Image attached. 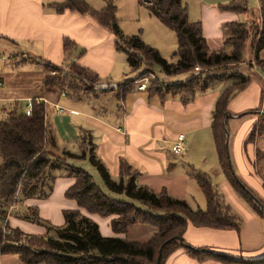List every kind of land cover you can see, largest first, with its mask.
I'll return each mask as SVG.
<instances>
[{"label":"trees","instance_id":"trees-1","mask_svg":"<svg viewBox=\"0 0 264 264\" xmlns=\"http://www.w3.org/2000/svg\"><path fill=\"white\" fill-rule=\"evenodd\" d=\"M258 1L259 22L252 25L241 21L224 24L223 30L227 32L224 47L211 50L203 35L201 21L190 20L189 8L182 0H151L152 5H149V8L177 36L179 45L173 54L174 59L178 58L176 61L164 59L158 50L141 41L139 37L129 38L125 40V45H122L123 37L116 24L117 7L111 0H107L106 7L102 10L93 8L85 0H64L61 3H53V6L58 14L64 13L65 10L78 12L92 17L107 28L116 37V48L125 50L132 70H139L142 64L149 67L140 73L138 78L118 85L115 90L118 101L133 92L135 81L145 74H150L155 67L167 77H173L193 73L199 65L206 69L207 73H194L190 79L175 83L166 84L158 79H149L147 83L146 92L149 97L157 96L162 101L179 98L183 103H189L195 101L198 95L213 90L215 85L224 79V75L209 73L213 69L245 62L249 39H253L257 67L264 66V58L261 56L264 51V0ZM139 4L143 2L140 0ZM219 9L243 14L249 11V5L245 0H231ZM256 39L258 41L254 44ZM63 51L65 58L62 65L45 59H34L48 70L41 81L46 94L53 98L65 93L70 98L90 99L103 93L104 91L95 88L103 79L96 72L76 62L86 50L80 48L72 39L64 37ZM65 66L71 67L68 77L63 75ZM250 69L256 71L253 65H250ZM52 71L55 74H52ZM232 76L241 80L234 82L217 96L213 110L212 129L218 162L223 174L236 191L249 205H253L252 208L259 215H264V208L247 189L263 204L264 200L235 173L229 144H226L227 123L233 119L228 118V115H233L229 111V103L249 86L255 75L244 76L236 73ZM50 106L44 102L37 103V99H33L31 116L15 107L4 111L5 116L0 120V257L15 255L23 264H157L161 251L160 264H165L174 252L184 249L189 257L199 262L219 260L223 264H264V259L242 261L220 257L203 252V248H196L185 241L184 234L189 225L235 230L237 233L243 225L242 218L225 201L208 173L192 172L197 185L206 196V209H194L187 200L173 196L166 186L155 191L147 185H142V174L125 160L120 162L121 180L113 179L95 153V146L88 132L79 137L77 144L82 150L89 147L92 151H81L79 155L66 151L63 159L54 158L48 152V148L53 149L57 145L54 128L47 124ZM257 113L259 112L247 111L237 114L235 118L241 119ZM263 138L264 113L253 127L245 145ZM74 156L85 159L88 157L106 188L114 193L124 194L126 200L112 197L101 188L91 173L71 164L69 159ZM256 162L264 187V150L257 149ZM56 170H63L64 173L60 176L52 174V171ZM59 177L74 180L66 190L65 197L74 200L78 209L63 211L65 223L49 228L54 230L55 235L50 232L29 234L20 228L11 227L8 218L9 206L24 203L29 199L48 200ZM89 215L111 218L109 225L116 236H104L97 221ZM21 217L28 221L40 222L37 209H32ZM7 218L5 225L4 220ZM136 224L151 226L156 231L145 242L131 240L129 233ZM120 235L125 237H118Z\"/></svg>","mask_w":264,"mask_h":264},{"label":"crops","instance_id":"crops-1","mask_svg":"<svg viewBox=\"0 0 264 264\" xmlns=\"http://www.w3.org/2000/svg\"><path fill=\"white\" fill-rule=\"evenodd\" d=\"M63 1L0 0V37H2L0 38V120L5 116L1 105L4 102L23 100L28 102L30 99L42 98L51 105L49 111H53L56 104H64L69 109V113L60 105L63 111L55 109L51 118L52 123L49 121V112L47 115V122L54 128L59 141L54 151L50 152L52 155L61 156L70 148L65 145L66 143H76L79 137L84 136V132H88L95 146V153L105 164L113 179L121 180L119 167L121 160H125L142 174L140 180L142 185H147L155 191L166 186L173 196L185 199L189 203H191L190 198L193 199L189 190L193 171L205 173L212 171L213 175L208 173L212 178L222 176L223 180L216 186L225 201L244 220L240 232L189 225L184 234L185 241L196 248L210 249L235 259L245 261L264 259V215H259L250 207L219 166L212 129L213 110L217 96L222 92L219 88L198 95L193 102L183 103L179 98H168L162 101L157 96L149 97L146 90H138L135 85L133 92L118 101V107L122 108L121 112L111 109L106 112L102 93L90 99H75L62 95L53 98L47 95L41 82L45 76L44 72L38 83L35 81V85L38 84L37 91L32 88L31 93L23 96L15 95L10 90L4 91L5 74L15 75V70H20L25 65L26 62L22 60L27 59L26 56L45 59L57 65L64 64V37L72 39L80 48L86 50L76 62L96 72L103 79L102 84L119 85L113 81L112 77L119 58L115 35L88 15L70 10L58 14L53 3ZM85 1L90 6L98 5L97 10L104 9L107 2L105 0L103 5V0ZM111 1L120 5L118 0ZM230 1L202 0L199 4V15L195 18L191 15L190 4L192 3L188 1L190 19L201 21L203 35L211 50L224 47L222 27L224 24L241 21V15L238 13L218 10L221 5ZM128 2L131 6L133 4L137 6V0H128ZM258 15L260 17V13ZM33 60L31 58L27 62ZM256 71L260 77H254L249 86L232 99L229 103V111L234 116L253 110L259 112L241 119L235 116L230 120L240 124V133L236 139V158L241 171L239 176L249 187L255 188L261 195L259 197L264 200L263 181L258 174L259 168L256 162L257 149L264 150V138L245 145L253 127L264 113V78L259 70L256 69ZM194 73H185L179 78L178 76L171 78L176 80L177 77L179 79L177 82L185 81ZM100 91L105 93L115 90ZM106 113L110 114L108 120L103 119L107 117ZM179 134L185 136L186 150L183 156L176 155L172 151V145ZM70 152L78 154L80 151ZM85 162H89L88 164L97 171L88 157ZM73 183L74 180L71 178H59L48 200L29 199L18 204L9 219L10 226L20 228L29 234L44 233L45 229L42 226L23 221L24 219L17 216L18 214L26 215L32 209H37L40 218L51 220L55 225H62L63 211L78 209L74 200L65 197L66 190ZM196 188L193 185V189L199 192ZM90 217L99 223L104 236H116L109 226L111 218H101L97 215ZM145 230L150 229L145 228ZM0 264L23 263L17 256L8 254L0 257ZM165 264L223 263L219 260L199 262L189 257L184 249H178Z\"/></svg>","mask_w":264,"mask_h":264},{"label":"rangeland","instance_id":"rangeland-1","mask_svg":"<svg viewBox=\"0 0 264 264\" xmlns=\"http://www.w3.org/2000/svg\"><path fill=\"white\" fill-rule=\"evenodd\" d=\"M141 1L143 2V4H139L140 0H137V6L135 4H133V6H131L129 4L128 0H118L120 5H116V3L113 1L115 3L114 5L117 7L116 24H117V28H118L121 36L123 37V40H121L122 45H125V40H128L129 38L139 37L141 41H143L144 43H146L150 47L158 50L160 55L164 59H166L168 61H176L178 58L174 59L173 54L178 49L179 41L177 39L175 32L173 30H171L170 28H168L167 26H165L158 19V17L155 15V13L149 8L150 4H145L144 0H141ZM188 1H190L192 3V4H190L191 15L193 16V18H195L199 15V8H200L199 4L202 3V0H182V2L184 4H186L189 8V2ZM246 1L249 4V11L246 13H243V14H239V15H241V22H246L248 25H252L254 22H259V15H258L259 4H258V0H246ZM102 3H103V5H105V0H103ZM96 4H97V2H96ZM106 4H107V2H106ZM97 6L98 5H94L92 7L97 9L98 8ZM98 10H100V9H98ZM218 10L223 12V10H220V9H218ZM223 33H224V41H225V37L227 35V32L225 30H223ZM252 40L253 39H249L247 41V42H249V41L250 42L248 43V47L246 48V51H245V62L244 63L227 64V65H224L222 67L220 66L217 69H213L211 72H209L211 74L216 73L217 75H224L223 76L224 79L220 80L215 85L214 88H219L221 91H223L225 88L232 85L234 82L240 81L241 78H237V77L232 76L233 74H236V73L242 74L244 76H250V75L252 76V74L255 75V77L258 76V73L256 71H251V69H250V65H253L254 69L263 67V66L257 67L256 61L254 59V45H252ZM257 41H258L257 39L254 40V44H256ZM263 54H264V51H263ZM263 54L261 55L262 57H263ZM126 55L127 54H126L124 49H119V58L117 60L116 67L114 69L115 71L112 75V77L114 79L113 81L116 82L117 84L118 83L121 84V83L128 81V80H134V79L138 78V75L140 73H142L144 70L149 68L146 64H142V66L139 70H135V71L132 70L130 68V66L128 65ZM25 58H27V59L22 60V62H26L25 65L22 66V68L20 70H18V69L15 70V72H16L15 75L7 76L8 73L5 74V76L3 78L4 91L10 90V91L14 92L15 95L23 96V95L28 94L32 88H34L35 91L38 90V88H37L38 84L35 85V81L38 83L42 72H44L46 74L48 72V70L44 65L41 66V65H39L40 63L38 64V62H36L34 60L27 62L28 59H30V60H31V58L35 59L34 57L26 56ZM201 68L203 69V72L207 73L206 69H204L203 67H201ZM65 70H67V72H68V74H67V77H68L69 74L71 73V67L66 66V69L64 68V71ZM151 71L152 72L150 74H145L143 76L145 78L151 79L152 81L158 79V80H160L166 84L177 82L179 80L178 78L181 77V75H179L178 78L176 77V80H174L171 77H167L166 75H164L161 72V70L158 67H155ZM51 73L55 74V72H53V71ZM143 76L141 79H138V80H143L144 79ZM259 77L260 76H258V78ZM43 78H44V76H43ZM101 84L102 83L96 84L95 88L97 85H101ZM112 84H114V83H112ZM117 88H111V86H109L108 89H106V90H109V89L117 90ZM97 90H105V89H97ZM115 92L116 91H108V92L101 94L102 98H103L102 102H103V104H105V107L107 108L106 112H108L109 109H111L112 111L114 110L115 112H121L122 111V108L120 109V107H118L119 103H118V100L116 99ZM65 96H66V94H65ZM95 98H97V97H95ZM27 103H28L27 100L26 101L23 100V101H19V102H16V101L4 102L1 105L4 109V111H9V110L17 107L18 110L20 112H22V111L27 110ZM53 103H57V102H53ZM60 105L64 108V110H67V112L69 113V109L64 104H60ZM62 107H55V105H54V108L57 111H59L60 109L63 110ZM55 109L53 111H49L50 123H52L51 118H52L53 113H55ZM253 111H257V110H253ZM106 115H107V117H103L104 120H108V116H110V114H108V113H106ZM235 116H237V115H235ZM48 123L49 122H47V124ZM239 129H240V124H237L236 122H234V120H229V122L227 123V131L229 133V141H228L229 152L231 155L233 168H234L235 173L237 175H239L241 172L239 165H238V160L236 158V154H237L236 139L239 135L238 133H240ZM78 140H79V138H78ZM78 140L76 143H68V144L66 143L65 145H68L70 147V148H68L67 151H69V152L70 151H80L76 155H79L81 153V151H92L89 147H86L84 150H82L77 144ZM57 143H59L58 139H57ZM55 148H53V149L48 148V152L50 153L51 151H54ZM50 155L53 156L54 158L55 157L56 158L62 157V159L64 158V153H62L61 156H54L51 153H50ZM69 162L73 165H76L77 167L83 168L85 170L87 169V171L89 173H91L93 178H95L96 180H99V181H97V183L101 186V188L104 189L107 193H109L112 197L117 198V199L126 200L125 199L126 196L124 194H117V193H114L111 190L106 188V186L104 185L102 178H101L100 174L98 173V171L94 170L90 166V164H88L89 162L86 163L85 158L74 156V157H71L69 159ZM63 170H64V168H63ZM63 170L52 171V174L60 176L61 174L64 173ZM208 173L210 175L214 174V172H212V171H209ZM59 178H65V177H59ZM59 178H57V179H59ZM190 179H191L190 181L192 182V184H190L189 190L192 194L191 197H193V199L190 198L191 206L194 209H199V208L206 209V196L204 195V193L201 191V189L197 185L195 179L194 178H190ZM213 179H214V184L218 185L223 180V177L222 176H220L219 178L213 177ZM193 185H194V187H197L196 189H198L199 192H197L193 189ZM162 187H161V189H162ZM250 188L255 192V194H257L258 196L261 197V195L259 194V192L255 188H253V187H250ZM161 189H159V190H161ZM217 189L219 191V188H217ZM159 190H156V191H159ZM198 204H200V205H198ZM252 206L253 205H250V207H252ZM21 216H23V215H19L20 218H22ZM38 216H39V214H38ZM89 216H92V215H89ZM19 217H18V219H20ZM63 218H64V216H63ZM23 221H26V222L34 224V225L42 226L45 229V232L42 234H46L47 232H50V234L55 235L54 230L49 229V228L51 226H54V227L62 226L65 223V218H64V223L62 225H55L52 223L51 220H46L43 218H40V222L28 221L25 219ZM243 224H244V220H243ZM145 228L150 229V230H145ZM100 229H101V227H100ZM155 231H156L155 228H153L151 226H143L140 224H136L130 230L129 238L131 240H138L141 242H145L148 239H150V237L153 235V233ZM240 260H242V259H240ZM242 261H245V260H242Z\"/></svg>","mask_w":264,"mask_h":264},{"label":"built area","instance_id":"built-area-1","mask_svg":"<svg viewBox=\"0 0 264 264\" xmlns=\"http://www.w3.org/2000/svg\"><path fill=\"white\" fill-rule=\"evenodd\" d=\"M144 3L152 5L151 0H144ZM256 69L259 70L260 74L264 78V66L262 68H256ZM201 72H203V69L200 66H196L195 67V74H198V73H201ZM67 74H68L67 70L63 71V75H67ZM148 81H149V78H145L144 77L143 80L135 81V85L137 86L138 90L145 91L146 88H147ZM109 86H111V88H117L118 87V85H116V84H110V85L101 84V85H97L96 88L97 89H105L106 90V89H108ZM61 95L65 96V93H62ZM41 102H44V103L48 104L47 100H45V99H42V98L41 99H37V103H41ZM55 106L56 107H60L58 104H56ZM32 109H33V99H30L28 101L27 110H26V114L28 116L32 115ZM59 111H63V110L60 109ZM184 139H185L184 134H179L177 136L176 140L174 141V143L172 145V151L176 155H180V156L184 155V152L186 150V147H185V144H184ZM17 205L18 204H12V205L9 206V208H8V218H10L11 214L17 209ZM8 218L4 220V224L5 225L7 224Z\"/></svg>","mask_w":264,"mask_h":264},{"label":"water","instance_id":"water-1","mask_svg":"<svg viewBox=\"0 0 264 264\" xmlns=\"http://www.w3.org/2000/svg\"><path fill=\"white\" fill-rule=\"evenodd\" d=\"M233 117H235V116H233V115H228V118H233ZM226 134H227V142H226V144H228V141H229V133H228V131H226ZM247 191H248L249 194H251V195L254 197L255 201H256V202H257L262 208H264V204H263V203H262V202H261L256 196H254V195L251 193L250 190L247 189ZM176 239H180V237H176ZM161 250H162V248H161ZM202 251H203V252H207V253H212V254L217 255V256H220V257H228V256H226V255H224V254H222V253H218V252H215V251L210 250V249H202ZM161 257H162V252L160 251L157 264H160V262H161Z\"/></svg>","mask_w":264,"mask_h":264}]
</instances>
